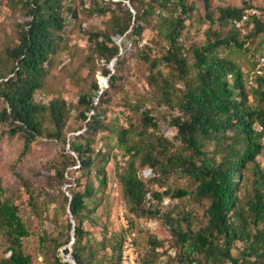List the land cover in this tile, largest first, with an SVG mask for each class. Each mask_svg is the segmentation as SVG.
Instances as JSON below:
<instances>
[{
  "label": "trees",
  "instance_id": "1",
  "mask_svg": "<svg viewBox=\"0 0 264 264\" xmlns=\"http://www.w3.org/2000/svg\"><path fill=\"white\" fill-rule=\"evenodd\" d=\"M75 1L23 0L27 19L19 24L16 43L5 50L8 73L0 74L3 104L0 137L8 135L22 140L13 164L26 159L39 137L69 145V152L64 150L61 160L53 165V174L47 178L70 185L66 191L60 189V194L76 222L74 228L72 222L67 228L68 234L73 231L75 237L71 252L75 264H122V248L127 238L108 245L111 241L103 229L97 245L103 250L110 249L106 260L98 259L99 252L84 242L91 233L84 226L85 220L95 225L91 217L96 210V206H91L95 195L90 180L93 172L101 185L108 184L106 165L111 156L109 149L96 151L94 136L99 132H107L125 151V166L117 174L133 212L147 218L163 216L160 203L166 196L172 199L196 196L209 202L206 222L197 228L191 212L178 206L165 212L176 256L169 254L162 264H264V168L257 161L264 149V54H251L254 63L248 74L236 63L219 56L220 49H243L250 38L264 34V11L249 5L212 9L210 1L204 0L210 19L206 40L188 48L184 35L194 10L189 0H128L133 10L127 8L123 16L112 7L127 0L110 6L94 0L100 15L112 14L107 29L88 33L92 51L98 58L106 65L116 59L114 73L107 67L103 70L104 75L110 76L109 89L122 78L123 66L136 51L148 66L149 83L164 101L160 108L171 112L168 127L175 134L167 135V127L147 102H138L130 109L140 114L141 129L135 128L130 114L126 116V126L119 124L120 118L108 119L111 102L106 96L108 89L98 101L86 95L80 98L78 103L83 108L78 117L87 129L67 138V122L74 108L63 98L43 102L37 93L46 84L67 25L77 17ZM86 1L92 2H81ZM222 27L228 28L226 35L221 33ZM147 28L151 29L152 37L140 47ZM124 37L129 38L131 47L118 42ZM150 43L164 44L161 58H152L146 52ZM163 64L172 69L170 73L164 72ZM259 65L263 73H258ZM246 77L249 83L259 85L252 93L257 98L256 104L250 103ZM176 80L183 82V89L176 88ZM94 87L99 92L98 84ZM134 134L139 136L138 140ZM177 141L185 152L168 153L169 145L174 146ZM8 165L11 166L9 161ZM2 166L0 161V252L5 247L0 264H34L33 256L25 250V239L30 234ZM146 171L150 175L145 177ZM173 172L191 180L195 189L173 188L168 183ZM23 178L17 177L25 181ZM25 185L32 199L34 187L30 188L27 182ZM42 203L47 206L46 199ZM33 205L38 214L47 211L36 201ZM70 241L71 238L64 242L54 239L56 250ZM158 248L163 251L157 252ZM170 249L166 242L156 241L152 252L144 258L139 253V263L158 264ZM65 252L69 253L68 248ZM54 264L74 263L57 257Z\"/></svg>",
  "mask_w": 264,
  "mask_h": 264
},
{
  "label": "rangeland",
  "instance_id": "2",
  "mask_svg": "<svg viewBox=\"0 0 264 264\" xmlns=\"http://www.w3.org/2000/svg\"><path fill=\"white\" fill-rule=\"evenodd\" d=\"M81 1H75L74 8H76L77 17L67 25L64 31V40L61 41L59 50L54 56L46 84L37 93V98L43 102H49L54 98H63L71 108H74L71 110V117L67 122V138L81 134L87 129L85 123L80 121L78 117L79 111L83 108L78 102L84 95L93 97L98 101L102 93L107 91L110 86V76L104 75V67L111 69L112 73H114L116 64L115 59L106 65L104 60H101L93 53L88 40L89 32H96L109 27L107 21L112 15L111 12L105 17L100 15L95 9L94 3L96 1H86V4ZM97 1L100 5L110 6L111 3L119 4L121 0ZM209 1L212 9L220 6L247 8L249 5L264 11V0ZM22 2L23 0H0V74L8 73L5 50L16 43L19 24L27 19V10ZM189 2L194 5V10L187 22L189 27L184 35L188 48L193 45L204 44L206 31L210 27V19L207 16L204 0H189ZM112 8L116 10L115 12L118 15L123 16L124 10L127 8L133 10V5L127 0L123 1L120 6L113 5ZM221 33L226 35L228 28L222 27ZM151 37V29L147 28L142 35L140 47L149 42ZM120 44H125L128 48L131 47L129 38H122ZM149 46L150 48L146 52L152 58H161L165 53L164 44L150 43ZM254 52L264 54V34L256 38H250L243 49H220L219 56L236 63L245 74H248L253 69L254 61L251 54ZM132 54L133 56L130 55V58L122 68V78L114 88L108 90L106 95L111 98L108 119L120 118L119 124L126 126V116L130 114L133 117L135 128L141 129L140 114L137 112L132 113L130 109L138 102H147L154 110L156 116L160 118V122L167 127V135L169 137L173 136L175 134L174 129L168 127V122L172 119L171 112L160 108V104L164 103V101L160 99L155 86L153 87L147 79L148 66L144 63V60L137 56L136 51H133ZM190 62L193 61L191 60ZM161 67L164 68L165 73H170L172 70L164 64ZM101 79H105V82L107 81L105 87L101 85ZM246 82L247 92L250 93V103L256 104L257 98L252 93L259 88V85L249 83L248 79ZM95 83L100 87L99 92L95 90ZM176 88L178 90L183 89V82L176 80ZM2 107L3 104L0 102V110ZM107 134V132H99L94 136L96 151L103 148L105 152L109 149L111 159L106 165L108 177L106 187L101 185L96 178L95 172H93L90 179L95 189L94 201L91 204V206H96L95 212L91 215L95 225L92 226L88 220H85L84 226L87 230H91V233L87 235L84 242H89V245L99 252L98 259L103 258L106 260L105 258L110 255V249L103 250L97 245V241L101 240L103 229H105L104 232H106L109 241H111L108 242V245L117 241L123 242L126 237L134 233L141 258L152 252L155 242L161 240L166 242L167 246H171L168 255L163 256L158 261V264H162L166 262L167 256H170L169 254L172 257L176 256V248L171 239L165 212L175 206H178L180 210L189 211L195 223L194 227L197 228L206 222L205 214L209 202L206 198L199 199L196 196H188L183 199H172L166 196L165 201L163 200L160 203L161 211L164 212L163 216L147 218L133 212L123 195L117 174L125 166L127 157L124 158L126 156L125 151L118 146L117 140ZM133 137L135 140L139 138L136 134ZM0 144V149L3 148L2 150L5 152L2 155L0 151V156L2 155L0 161H3L2 167L5 168L4 178L13 185L15 190L14 200L20 208V216L30 234L25 239L26 253L33 256L34 264H54L57 257H61L63 261H73L71 252L73 251L74 233L71 231L68 234L67 228L71 222L74 225H76V222L60 194V189L66 191L65 188L70 185H60L47 178L48 174H53V165L55 162L58 164V161L61 160V155L65 153L64 150L66 149L69 152V145L46 136L39 137L26 159L21 163L16 161L17 163L14 165L13 163L18 158L20 147L22 146L21 138H8L7 135L2 138ZM168 148V153L171 154L185 152L182 144L178 141L174 142V146L169 145ZM207 149L211 150L212 146L208 145ZM6 153H10V155L7 157ZM8 161L14 167L9 166ZM257 161L264 168V149L257 157ZM149 175L150 171L144 172L145 177ZM16 176L18 178L23 176L25 181L17 179ZM26 182L30 188L34 187L32 199L28 186L25 185ZM168 183L172 184L173 188L195 189V185L192 184L191 180L181 177L176 172L171 173ZM43 199H46L47 206H43ZM33 201L38 202L43 208H47V211L38 214ZM39 212H41V209ZM131 228H133L132 231H130ZM68 238H71V241L56 250L54 239L64 242ZM4 248L0 252L1 256L5 253ZM66 248H68L69 253L65 252ZM162 251L161 248L157 249V252Z\"/></svg>",
  "mask_w": 264,
  "mask_h": 264
},
{
  "label": "built area",
  "instance_id": "3",
  "mask_svg": "<svg viewBox=\"0 0 264 264\" xmlns=\"http://www.w3.org/2000/svg\"><path fill=\"white\" fill-rule=\"evenodd\" d=\"M252 13L259 14L258 11H251ZM262 62H264V58H262ZM258 73H263L261 70V66L259 65L257 67ZM135 234L132 233L130 234L122 248V264H140L139 263V252H138V247H137V242L135 238Z\"/></svg>",
  "mask_w": 264,
  "mask_h": 264
},
{
  "label": "bare ground",
  "instance_id": "4",
  "mask_svg": "<svg viewBox=\"0 0 264 264\" xmlns=\"http://www.w3.org/2000/svg\"><path fill=\"white\" fill-rule=\"evenodd\" d=\"M100 83H101V85H102L103 87H105V85H106L105 79H104V80L101 79V82H100Z\"/></svg>",
  "mask_w": 264,
  "mask_h": 264
},
{
  "label": "water",
  "instance_id": "5",
  "mask_svg": "<svg viewBox=\"0 0 264 264\" xmlns=\"http://www.w3.org/2000/svg\"><path fill=\"white\" fill-rule=\"evenodd\" d=\"M118 42H121V40H118ZM106 84H107V81H106ZM72 223H73V222H72ZM74 227H75V225H74V223H73V228H74ZM73 241H75V237H74ZM71 262L75 264L74 261H71Z\"/></svg>",
  "mask_w": 264,
  "mask_h": 264
}]
</instances>
